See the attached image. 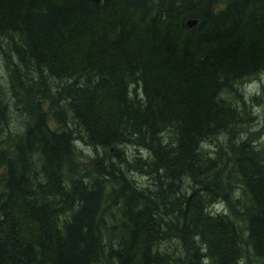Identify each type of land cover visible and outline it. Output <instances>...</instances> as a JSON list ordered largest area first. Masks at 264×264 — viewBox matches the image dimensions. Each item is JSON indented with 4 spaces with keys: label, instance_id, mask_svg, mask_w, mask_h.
I'll return each mask as SVG.
<instances>
[{
    "label": "trees",
    "instance_id": "1",
    "mask_svg": "<svg viewBox=\"0 0 264 264\" xmlns=\"http://www.w3.org/2000/svg\"><path fill=\"white\" fill-rule=\"evenodd\" d=\"M263 72L264 0H0V264H264Z\"/></svg>",
    "mask_w": 264,
    "mask_h": 264
},
{
    "label": "rangeland",
    "instance_id": "2",
    "mask_svg": "<svg viewBox=\"0 0 264 264\" xmlns=\"http://www.w3.org/2000/svg\"><path fill=\"white\" fill-rule=\"evenodd\" d=\"M262 90L264 94V72L258 75L257 77L252 78L249 81L245 82L240 88V91L244 94L243 96L249 99L252 96L260 97L262 95L264 97V95L262 94ZM251 110H252V114L255 115V118L251 122V124L247 126V131H249V133H252L253 135H256L258 140L264 141V111L260 109L259 106L256 105L252 106ZM78 146L86 156L88 155V158L93 157V155L95 154L92 148L87 147L82 143H78ZM214 146H215L214 141H207L203 144V147L210 151L214 149ZM128 151L132 155L136 154V149L133 147H129ZM134 177L137 180L141 181V183L147 182V179L145 177H140L137 174ZM164 244H162L161 248L166 247ZM171 250H176L178 252V248H172Z\"/></svg>",
    "mask_w": 264,
    "mask_h": 264
},
{
    "label": "water",
    "instance_id": "3",
    "mask_svg": "<svg viewBox=\"0 0 264 264\" xmlns=\"http://www.w3.org/2000/svg\"><path fill=\"white\" fill-rule=\"evenodd\" d=\"M93 3H99V2H101V1H103V0H91ZM197 22H196V20H188L187 21V25L188 26H190V27H192L193 25H195Z\"/></svg>",
    "mask_w": 264,
    "mask_h": 264
}]
</instances>
